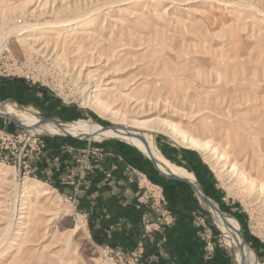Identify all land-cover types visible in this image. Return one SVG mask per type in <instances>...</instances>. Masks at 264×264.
I'll use <instances>...</instances> for the list:
<instances>
[{
	"label": "rangeland",
	"instance_id": "rangeland-1",
	"mask_svg": "<svg viewBox=\"0 0 264 264\" xmlns=\"http://www.w3.org/2000/svg\"><path fill=\"white\" fill-rule=\"evenodd\" d=\"M90 22L95 28L86 35L53 39L56 31H81ZM0 39L13 56L30 63L34 83L17 80L50 96L2 91L0 102L43 121L141 124L136 131L154 134L160 153L186 169L205 195H215L210 199L238 222L255 260L264 264V199L238 177L244 172L264 188V0H0ZM90 77L94 81L85 91ZM6 121L10 134L25 129L0 117V124ZM168 123L208 141L227 160L189 149ZM44 137L98 148L128 145L113 135ZM4 149L0 264H108L110 252L94 243L81 217V223L75 220L69 197L54 190L53 175L36 172L32 157L42 159L45 151L19 162V155L12 159V145ZM79 157L68 160L62 179L75 171ZM227 164H235V171L222 175ZM32 187L51 194L39 196ZM204 209L193 212L194 227L195 216L202 215L216 249L242 264L232 240Z\"/></svg>",
	"mask_w": 264,
	"mask_h": 264
},
{
	"label": "crops",
	"instance_id": "crops-1",
	"mask_svg": "<svg viewBox=\"0 0 264 264\" xmlns=\"http://www.w3.org/2000/svg\"><path fill=\"white\" fill-rule=\"evenodd\" d=\"M2 91L50 98L17 79L0 78ZM87 146L78 140L49 138L42 159L32 157V160L37 173L53 175L57 182L54 190L60 189L66 197H77V210L84 227L99 248H105L120 259L137 250L144 241L147 264H233L230 255L221 248L216 249L214 258H207L204 242L192 222L193 212L203 213L205 209L192 186L163 176L149 158L129 144H101L103 156L93 164L88 182L78 188L65 186L61 179L66 174L68 160L79 156ZM131 169L146 174L150 181L163 188L175 217L171 225L146 235L145 239L144 217L149 215L154 219L155 216L140 204L141 191L136 182L129 180ZM207 196L216 198L210 193Z\"/></svg>",
	"mask_w": 264,
	"mask_h": 264
},
{
	"label": "bare ground",
	"instance_id": "bare-ground-1",
	"mask_svg": "<svg viewBox=\"0 0 264 264\" xmlns=\"http://www.w3.org/2000/svg\"><path fill=\"white\" fill-rule=\"evenodd\" d=\"M231 17V16H230ZM60 25L52 24L50 27ZM84 27L81 31H56L53 39L61 40L64 38H68L70 36H79L86 35L87 31H91L95 28L93 22L87 23L83 25ZM27 28H31L27 27ZM2 40V39H0ZM20 41L24 39H18ZM90 67V66H89ZM88 86L85 87V91L89 90V85H92L94 79L87 78ZM111 82V81H110ZM99 83V82H98ZM96 84V83H95ZM109 86V83L106 84ZM98 87V86H97ZM90 97V96H89ZM88 97V98H89ZM93 105L100 107L101 102L98 96H93ZM0 114L5 115L9 118H13L18 121L22 126L28 128L30 131H38L39 134L43 133L45 135L50 136H73L76 138L83 139H97L101 137H105L107 135H113L119 139L108 137L109 139H116L119 141H123L136 149H138L144 156L147 158H153L159 165V168L164 173H170L171 175L185 178L191 181L197 188H199L198 184L195 182L194 177L186 170L181 167H178L167 158H165L157 148L155 144V136L154 134L144 133L141 131H136V126L141 124H137L134 126H118L117 128L112 127H102L99 124L92 121H84L79 120L74 123H64L60 120L56 121H43L40 118L33 116L28 113L27 109L19 108L17 105L12 103H2L0 102ZM170 129L173 133H176L177 137L182 140V142L189 149H199V150H210L211 153L215 156L218 162L222 160H227L226 156L223 153H220L218 149L213 148L209 145L208 141H200L192 135L182 132L174 123H168ZM78 136V137H77ZM121 139V140H120ZM253 164V163H252ZM235 171L234 165H226V169L221 171V174L227 173L231 174ZM238 177L240 180H243L247 183L250 190L256 191L258 196H262L264 199V188L262 183H258L256 180L248 177L244 172H238ZM262 174V173H261ZM34 194H38L39 196H47L50 195L51 192L46 190H39L36 187H32ZM204 208H206L212 216L216 219V223L224 230L227 236L232 240L238 254L241 256L242 264H260L258 260H255L254 253L252 249L243 243L241 237V230L238 222L231 216L225 215L221 212L217 204H215L212 200L206 201L204 198L201 200ZM29 203V202H28ZM223 233V232H222ZM224 234V233H223ZM233 249V247H231ZM236 264V263H235Z\"/></svg>",
	"mask_w": 264,
	"mask_h": 264
},
{
	"label": "built area",
	"instance_id": "built-area-1",
	"mask_svg": "<svg viewBox=\"0 0 264 264\" xmlns=\"http://www.w3.org/2000/svg\"><path fill=\"white\" fill-rule=\"evenodd\" d=\"M29 66L30 63L28 60L22 62L13 56L10 51L9 43L6 40L0 41V78L17 79L16 77L23 76L27 81H32L34 83L33 77L30 76L31 72L29 71ZM7 125V121L3 125L0 124V150H5L4 148H8L9 145H12L14 148L12 159L19 155L20 162L23 157H31L34 154L38 156L40 148L45 150V134L43 136L42 134L33 133L26 129L22 131L19 130L15 134H10ZM22 143L23 146L19 149V145ZM102 156L103 151L98 147H94L89 142L87 148L80 154L75 171H73L70 176L63 178L62 182L67 185L76 186L77 188L87 183L88 175L92 170L93 164L97 163L99 161L98 159ZM19 166L21 167V165ZM26 169H28V167ZM129 180L130 182H136L141 191V196L139 198L140 204L148 207L153 216H155L154 219H151L149 215H145L144 217V239L146 235L154 231H160L163 227L171 225L175 217L168 207L163 188L150 181L146 174L136 169H131ZM69 199L74 206V218L78 223H81L79 220L81 215L77 210V197L73 196L71 198L69 197ZM194 224L199 229V236L205 243L206 256L211 259L216 249V243L213 242L212 237L213 229L208 228L207 221L202 215L195 216ZM144 254L145 243L143 241L139 244L137 250L120 259L111 256V253L107 255L105 259L108 264H147L144 260Z\"/></svg>",
	"mask_w": 264,
	"mask_h": 264
},
{
	"label": "water",
	"instance_id": "water-1",
	"mask_svg": "<svg viewBox=\"0 0 264 264\" xmlns=\"http://www.w3.org/2000/svg\"><path fill=\"white\" fill-rule=\"evenodd\" d=\"M0 117H4V118H6V119H8V120H10V121H13L17 126H19V127H21V128H25V129H27L26 127L22 126L18 121L14 120L13 118H9V117H7V116H5V115H1V114H0ZM50 120H54V121H56V119H50ZM69 136H70V135H69ZM80 139H82V138H80ZM149 159L153 162V164H154L155 168L157 169V171H158L159 173H161L163 176H165V177H167V178H169V179H172V180H177V181H180V182L187 183V184H189L190 186H192V188L196 191V193L199 195L200 198L202 197V198H204L206 201H207V200H208V201L212 200V199H210L207 195L204 194V192H203L202 189L197 188V187H196L191 181H189V180H187V179H185V178H181V177H177V176L171 175L170 173H164V172H162L161 169L159 168L158 163H157L153 158H151V157H149ZM212 201H213V200H212ZM241 237H242L243 243L246 244V243H245V240H244V236H243V234H241Z\"/></svg>",
	"mask_w": 264,
	"mask_h": 264
}]
</instances>
